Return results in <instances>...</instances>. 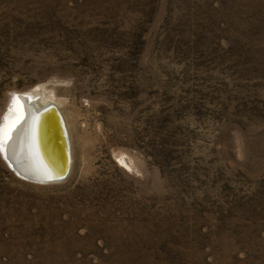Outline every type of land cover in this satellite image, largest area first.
Listing matches in <instances>:
<instances>
[{
  "label": "rangeland",
  "instance_id": "1",
  "mask_svg": "<svg viewBox=\"0 0 264 264\" xmlns=\"http://www.w3.org/2000/svg\"><path fill=\"white\" fill-rule=\"evenodd\" d=\"M32 92L71 167L0 153V264H264V0H0V130Z\"/></svg>",
  "mask_w": 264,
  "mask_h": 264
},
{
  "label": "bare ground",
  "instance_id": "2",
  "mask_svg": "<svg viewBox=\"0 0 264 264\" xmlns=\"http://www.w3.org/2000/svg\"><path fill=\"white\" fill-rule=\"evenodd\" d=\"M10 102L0 130V148L8 167L26 181L51 183L47 179L62 171L64 159L57 121L51 114L42 113L48 103L44 105V96L35 92L13 94ZM62 122L67 133L63 118ZM119 161L128 166L124 159Z\"/></svg>",
  "mask_w": 264,
  "mask_h": 264
},
{
  "label": "water",
  "instance_id": "3",
  "mask_svg": "<svg viewBox=\"0 0 264 264\" xmlns=\"http://www.w3.org/2000/svg\"><path fill=\"white\" fill-rule=\"evenodd\" d=\"M42 113L51 114V117L56 119L57 126H58V128L60 130L61 142H62V148H63V159H64L63 169L56 176H53L52 178L47 179V181H49L51 183L60 182V181H63L64 179H66V177L68 176V172L70 170L69 165H70L71 157H70V147H69L70 145H69V141H68V136H67L66 130L64 128V125H63V122H62V118H61V116L59 114L60 112L55 107V105H53L51 103H48L47 107H45V109L42 110ZM0 153L2 155L1 148H0ZM2 157H3V155H2ZM3 158L5 159V157H3ZM7 164H9V163L7 162ZM10 167L12 169V166H10ZM22 179H24V178H22Z\"/></svg>",
  "mask_w": 264,
  "mask_h": 264
}]
</instances>
